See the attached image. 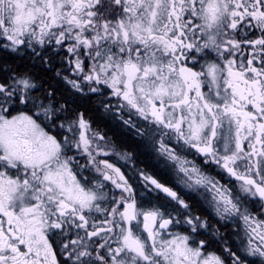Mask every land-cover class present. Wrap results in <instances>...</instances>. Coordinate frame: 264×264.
<instances>
[{"label": "snow or ice", "instance_id": "snow-or-ice-1", "mask_svg": "<svg viewBox=\"0 0 264 264\" xmlns=\"http://www.w3.org/2000/svg\"><path fill=\"white\" fill-rule=\"evenodd\" d=\"M0 264H264V0H0Z\"/></svg>", "mask_w": 264, "mask_h": 264}]
</instances>
